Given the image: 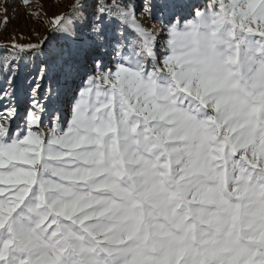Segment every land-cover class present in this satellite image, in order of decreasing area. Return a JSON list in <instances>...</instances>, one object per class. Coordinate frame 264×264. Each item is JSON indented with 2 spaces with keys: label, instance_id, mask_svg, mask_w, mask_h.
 I'll use <instances>...</instances> for the list:
<instances>
[{
  "label": "snow or ice",
  "instance_id": "snow-or-ice-1",
  "mask_svg": "<svg viewBox=\"0 0 264 264\" xmlns=\"http://www.w3.org/2000/svg\"><path fill=\"white\" fill-rule=\"evenodd\" d=\"M15 4L0 264H264V0Z\"/></svg>",
  "mask_w": 264,
  "mask_h": 264
},
{
  "label": "rangeland",
  "instance_id": "rangeland-1",
  "mask_svg": "<svg viewBox=\"0 0 264 264\" xmlns=\"http://www.w3.org/2000/svg\"><path fill=\"white\" fill-rule=\"evenodd\" d=\"M196 3H203L204 0H195ZM52 3H56L59 5H63V7H57L54 10L57 12H64L69 10V5L72 3V0H49V5ZM16 7L19 8V0H16ZM10 8L13 7V5L9 6ZM10 16H12L11 22L8 24L7 29L4 28V25L2 21H0V44H3L7 42V38L15 34L16 36L20 37L19 41L20 43H27V40L23 37H26L29 33V29L32 26V22L25 19L24 11L22 9H19L16 13H11ZM21 21H23V25L21 26ZM37 27H39L37 25ZM35 71L32 72V76H35ZM29 80H31V77H29ZM0 87H4L3 84H0ZM48 87V84L45 82H41V90H46ZM29 91V84L27 82L21 81L18 89V101H19V107L21 112L25 110V105L30 103L29 98L27 97L26 93ZM4 101L0 99V110H2ZM21 126H23V121H19Z\"/></svg>",
  "mask_w": 264,
  "mask_h": 264
}]
</instances>
